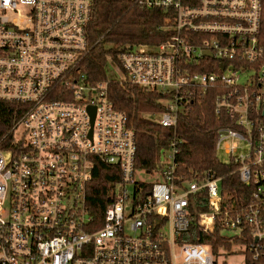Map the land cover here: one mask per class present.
<instances>
[{"label":"built area","instance_id":"obj_1","mask_svg":"<svg viewBox=\"0 0 264 264\" xmlns=\"http://www.w3.org/2000/svg\"><path fill=\"white\" fill-rule=\"evenodd\" d=\"M138 2L167 13V33L123 47L117 61L108 56L124 76L115 79L162 95L159 121L174 129L194 87L230 88L216 111L239 129L220 130L216 145L249 143L244 156L225 145L240 181L252 185L249 200L224 205L212 174L178 180L176 138L159 169L135 167L136 137L110 98L113 79L92 82L82 69L93 0H0V100L29 104L0 140V264H218L223 250L180 239L193 226L211 233L216 225L247 232L244 251L264 255V0ZM204 66L213 70L196 71ZM99 161L119 170L101 226L87 205ZM141 171L155 180L136 178ZM203 190L207 207L194 213L190 196Z\"/></svg>","mask_w":264,"mask_h":264},{"label":"trees","instance_id":"obj_2","mask_svg":"<svg viewBox=\"0 0 264 264\" xmlns=\"http://www.w3.org/2000/svg\"><path fill=\"white\" fill-rule=\"evenodd\" d=\"M167 13L159 7H147L138 0H93V17L87 34L91 49L82 62V69L92 82L107 80V57L115 61L123 47L153 44V38L165 36ZM202 65H206L203 62ZM213 70L212 67L196 68L198 72ZM190 109L178 117L176 128L163 126L159 120L148 117L165 110L163 96L137 85L113 79L109 92L114 106L127 115L128 125L136 137L135 167L153 172L161 167L162 154L173 139H177L179 152L176 156L178 180H203L209 175L221 177V193L224 205L246 203L252 185H245L235 171L237 165L231 160L221 162L217 155V141L222 129H239L236 122L222 111H216V98L230 88L218 81L206 89L194 87ZM29 104L0 100V140L10 136L13 125L28 110ZM118 168L101 161L95 164L92 180L88 185L87 205L99 226L104 221V209L112 200V188L119 179ZM190 209L194 213L207 207V192L200 191L190 196ZM228 230L216 225L211 233L191 227L180 236L184 242L210 244L215 254L232 253L238 246H248L251 239L244 236L227 235ZM246 254V264H264V255L254 259Z\"/></svg>","mask_w":264,"mask_h":264},{"label":"rangeland","instance_id":"obj_3","mask_svg":"<svg viewBox=\"0 0 264 264\" xmlns=\"http://www.w3.org/2000/svg\"><path fill=\"white\" fill-rule=\"evenodd\" d=\"M143 47H147V45H143ZM106 71L108 77L111 79H119L124 77L123 73L119 69L113 68L110 63L107 64ZM148 117L154 120H160L161 114H150ZM23 130L24 127H19L17 130V135H21ZM227 143L236 144L238 146V156L247 155L250 151V146L247 141L241 140L239 138L227 139L223 142L222 147L217 152L218 158L221 162H227L229 160V155L225 152V145ZM136 178H141L149 182H153L155 180L154 177L143 171L137 173ZM225 234L232 235L233 232L227 231ZM244 248V246H238L232 251V253L222 251L217 258L218 264H246V254L243 252Z\"/></svg>","mask_w":264,"mask_h":264},{"label":"water","instance_id":"obj_4","mask_svg":"<svg viewBox=\"0 0 264 264\" xmlns=\"http://www.w3.org/2000/svg\"><path fill=\"white\" fill-rule=\"evenodd\" d=\"M209 54V52H205V55H208Z\"/></svg>","mask_w":264,"mask_h":264}]
</instances>
